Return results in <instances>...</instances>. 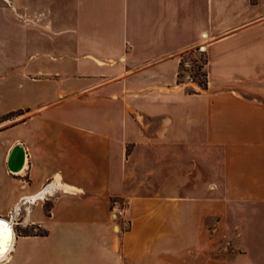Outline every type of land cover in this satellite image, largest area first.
<instances>
[{
	"label": "crops",
	"instance_id": "obj_1",
	"mask_svg": "<svg viewBox=\"0 0 264 264\" xmlns=\"http://www.w3.org/2000/svg\"><path fill=\"white\" fill-rule=\"evenodd\" d=\"M0 229V264H264V0H0Z\"/></svg>",
	"mask_w": 264,
	"mask_h": 264
},
{
	"label": "rangeland",
	"instance_id": "obj_2",
	"mask_svg": "<svg viewBox=\"0 0 264 264\" xmlns=\"http://www.w3.org/2000/svg\"><path fill=\"white\" fill-rule=\"evenodd\" d=\"M193 51L194 53H189L188 51L182 55L181 69H180L179 76L181 75V80L183 82L192 83V80L191 79L189 80L186 77L189 75L193 78L197 70V67L200 65H203V63L206 60V50L205 52H203V51H200V49L198 48V51H195V50ZM2 82L3 81H1V83Z\"/></svg>",
	"mask_w": 264,
	"mask_h": 264
},
{
	"label": "built area",
	"instance_id": "obj_3",
	"mask_svg": "<svg viewBox=\"0 0 264 264\" xmlns=\"http://www.w3.org/2000/svg\"><path fill=\"white\" fill-rule=\"evenodd\" d=\"M200 51L205 52V45H201L199 47ZM187 79H191L193 82V78L191 76H187ZM47 193L45 192L44 195ZM112 215L114 216V221H119L121 224V227L124 231L128 230L130 228V221L127 218V210L125 202L122 199H116L112 203Z\"/></svg>",
	"mask_w": 264,
	"mask_h": 264
},
{
	"label": "trees",
	"instance_id": "obj_4",
	"mask_svg": "<svg viewBox=\"0 0 264 264\" xmlns=\"http://www.w3.org/2000/svg\"><path fill=\"white\" fill-rule=\"evenodd\" d=\"M195 51H198V49L195 50ZM189 53H194V51L193 50L189 51ZM206 64H207V59L205 60L203 65H200V66L197 67L195 75L193 76V82L197 83L200 86L201 89H206L207 88L208 77H207V73H206V70H205ZM179 82L180 83H184L181 80V75L179 76ZM22 233L29 235V234H33L34 232L24 231ZM37 234L38 235H43L45 233L44 232H38Z\"/></svg>",
	"mask_w": 264,
	"mask_h": 264
},
{
	"label": "water",
	"instance_id": "obj_5",
	"mask_svg": "<svg viewBox=\"0 0 264 264\" xmlns=\"http://www.w3.org/2000/svg\"><path fill=\"white\" fill-rule=\"evenodd\" d=\"M21 147L20 146H17L11 156H10V159H9V163H8V166L10 168L11 171L13 172H19L22 167L24 166V163H25V151L23 150V152L21 151ZM20 166L19 169H17V167ZM14 233V231H13Z\"/></svg>",
	"mask_w": 264,
	"mask_h": 264
},
{
	"label": "bare ground",
	"instance_id": "obj_6",
	"mask_svg": "<svg viewBox=\"0 0 264 264\" xmlns=\"http://www.w3.org/2000/svg\"><path fill=\"white\" fill-rule=\"evenodd\" d=\"M22 151V150H21ZM23 152V151H22ZM20 166L21 165H19L18 167H17V169H19L20 168ZM2 228V227H1ZM0 231H1V229H0ZM6 234V233H5ZM10 234V233H9ZM1 236V235H0ZM2 238V237H1ZM4 238V237H3ZM9 239H11V238H9ZM8 245V244H7ZM5 246V245H4ZM9 247V246H8ZM4 260V259H3Z\"/></svg>",
	"mask_w": 264,
	"mask_h": 264
}]
</instances>
